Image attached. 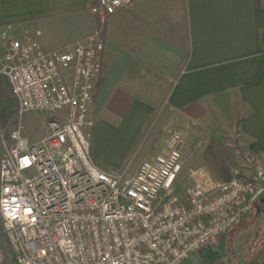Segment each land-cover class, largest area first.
<instances>
[{
    "label": "built area",
    "instance_id": "built-area-1",
    "mask_svg": "<svg viewBox=\"0 0 264 264\" xmlns=\"http://www.w3.org/2000/svg\"><path fill=\"white\" fill-rule=\"evenodd\" d=\"M129 2L96 0L89 10L102 25ZM102 50L101 27L45 51L27 30L17 39L0 25V76L17 105L11 127L0 120V229L13 253L0 264H182L219 243L264 195L263 170L219 181L204 166L177 190L184 153L206 140L172 128L162 152L132 173L95 166L83 129ZM36 111L54 116L33 141L23 117Z\"/></svg>",
    "mask_w": 264,
    "mask_h": 264
},
{
    "label": "crops",
    "instance_id": "crops-1",
    "mask_svg": "<svg viewBox=\"0 0 264 264\" xmlns=\"http://www.w3.org/2000/svg\"><path fill=\"white\" fill-rule=\"evenodd\" d=\"M95 1L0 0V25H11L17 39L27 30L45 51L101 27L87 129H96L115 157L89 151L91 162L121 170L124 149H131L132 173L158 153L150 150L154 133L172 128L189 142L202 136L224 147L230 176L264 171V0H130L102 25L89 10ZM257 203L264 204V195ZM246 242L252 248L244 261L235 260L232 243L230 254L211 251V244L207 258L193 264H264V239Z\"/></svg>",
    "mask_w": 264,
    "mask_h": 264
},
{
    "label": "rangeland",
    "instance_id": "rangeland-1",
    "mask_svg": "<svg viewBox=\"0 0 264 264\" xmlns=\"http://www.w3.org/2000/svg\"><path fill=\"white\" fill-rule=\"evenodd\" d=\"M51 116L53 117L54 115L44 111L29 112L25 114L23 117L24 134L28 136L29 139H34L35 136L39 137L43 135L44 133L47 132V127L45 126L44 123ZM0 120L3 124L7 125L8 128L11 127L13 123L12 116L5 122L2 121V118H0ZM157 124H158V117H156L152 122L153 126L154 125L156 126ZM83 130L88 131L89 133L88 142H89L91 154L99 155L107 160H111L115 157V152L111 147V145L107 143L100 144L101 140H99L100 137L98 136L96 129H93V131H91L92 129L90 130V128L87 129V127H84ZM162 137H163V132L161 130H158L156 133H154L151 140L150 150L158 153L161 151ZM208 139L209 138H205L206 142L204 145H202L200 149L192 151L191 148H189L187 149L186 153H184V157H183L184 164L176 184L177 190L180 191L183 186L189 183V173L191 169L205 165L204 152L209 144ZM123 154L124 155L122 157V165L119 168H125L126 166H128L129 163L132 162V160L136 156L135 155L136 153L131 149L128 151L124 149ZM234 173L235 172L232 171L231 176ZM249 223L250 225H248ZM233 226H232L233 227L232 230L230 229L223 237V241L226 242L225 245L222 242L221 244L218 245L212 244L210 248L212 249L211 251L215 253L225 252L226 254H230L231 253L230 245H231L234 247L233 254L235 255L234 256L235 260L240 258V260L244 261V257L247 252L246 250H249L250 247L252 248L251 245L247 247L249 243L246 241L248 239L253 238L254 236L257 237V241L264 239V204L261 205L259 203H256L255 206L252 208V210ZM229 243L232 244L229 245ZM4 253L10 260L11 258H13V253L11 250L8 251L7 240L5 239V236L3 235V232L0 229V256ZM205 258H207V253L205 252V250L202 251L200 254L192 253L187 258L185 264H193L194 262H200Z\"/></svg>",
    "mask_w": 264,
    "mask_h": 264
},
{
    "label": "trees",
    "instance_id": "trees-1",
    "mask_svg": "<svg viewBox=\"0 0 264 264\" xmlns=\"http://www.w3.org/2000/svg\"><path fill=\"white\" fill-rule=\"evenodd\" d=\"M16 102L11 93L5 76H0V116L2 121H7L16 110ZM228 151L218 143L211 142L205 149L204 160L207 166L214 173V178L219 181H227L230 177L228 174V166L225 161L227 160ZM7 249L10 251V246L7 242ZM219 254L216 255L218 257Z\"/></svg>",
    "mask_w": 264,
    "mask_h": 264
}]
</instances>
